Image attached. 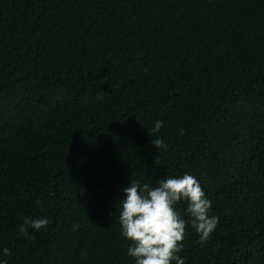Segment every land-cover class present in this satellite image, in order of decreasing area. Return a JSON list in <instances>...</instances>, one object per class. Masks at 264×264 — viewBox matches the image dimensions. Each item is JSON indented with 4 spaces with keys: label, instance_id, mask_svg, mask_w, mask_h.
I'll list each match as a JSON object with an SVG mask.
<instances>
[{
    "label": "trees",
    "instance_id": "16d2710c",
    "mask_svg": "<svg viewBox=\"0 0 264 264\" xmlns=\"http://www.w3.org/2000/svg\"><path fill=\"white\" fill-rule=\"evenodd\" d=\"M185 172L219 219L185 264H264V0H0L8 264H135L122 188Z\"/></svg>",
    "mask_w": 264,
    "mask_h": 264
},
{
    "label": "clouds",
    "instance_id": "9594fccd",
    "mask_svg": "<svg viewBox=\"0 0 264 264\" xmlns=\"http://www.w3.org/2000/svg\"><path fill=\"white\" fill-rule=\"evenodd\" d=\"M164 122L156 119L148 133L151 143L159 150L167 149L164 139L157 136ZM180 135H184L183 129ZM156 138L153 139L152 137ZM119 206L120 236L130 241L127 256L134 258L135 264H185L179 255L183 250L186 225L195 230L203 245L210 238L219 223L211 214L212 202L203 191L199 180L185 172L179 176H164L156 181V186L139 179H131L122 188ZM185 203L183 214L177 205ZM187 217V220L184 218ZM47 217H24L21 232L27 229L40 230L48 226ZM79 227L73 225V230ZM11 255L7 247L0 248V264H8Z\"/></svg>",
    "mask_w": 264,
    "mask_h": 264
}]
</instances>
